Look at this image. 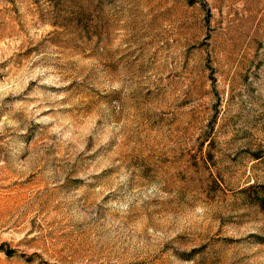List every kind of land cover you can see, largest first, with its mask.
Segmentation results:
<instances>
[{"label": "rangeland", "instance_id": "374dc122", "mask_svg": "<svg viewBox=\"0 0 264 264\" xmlns=\"http://www.w3.org/2000/svg\"><path fill=\"white\" fill-rule=\"evenodd\" d=\"M0 264H264V0H0Z\"/></svg>", "mask_w": 264, "mask_h": 264}]
</instances>
